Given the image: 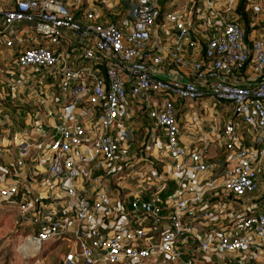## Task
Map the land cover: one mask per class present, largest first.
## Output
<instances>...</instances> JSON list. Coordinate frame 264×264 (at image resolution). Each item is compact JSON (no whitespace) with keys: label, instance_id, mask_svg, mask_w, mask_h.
I'll return each mask as SVG.
<instances>
[{"label":"built area","instance_id":"2783aa9c","mask_svg":"<svg viewBox=\"0 0 264 264\" xmlns=\"http://www.w3.org/2000/svg\"><path fill=\"white\" fill-rule=\"evenodd\" d=\"M165 2L0 0L20 259L264 264V0Z\"/></svg>","mask_w":264,"mask_h":264},{"label":"rangeland","instance_id":"374dc122","mask_svg":"<svg viewBox=\"0 0 264 264\" xmlns=\"http://www.w3.org/2000/svg\"><path fill=\"white\" fill-rule=\"evenodd\" d=\"M18 236L19 230L13 219L0 212V264H57L59 254L54 253L50 245L34 258L23 260L17 257L14 247Z\"/></svg>","mask_w":264,"mask_h":264},{"label":"water","instance_id":"95a60500","mask_svg":"<svg viewBox=\"0 0 264 264\" xmlns=\"http://www.w3.org/2000/svg\"><path fill=\"white\" fill-rule=\"evenodd\" d=\"M142 70L150 73L152 76L159 78V79H169L171 78V74H162L158 71H156L154 68L150 67V66H142L141 67Z\"/></svg>","mask_w":264,"mask_h":264},{"label":"crops","instance_id":"0c3cea01","mask_svg":"<svg viewBox=\"0 0 264 264\" xmlns=\"http://www.w3.org/2000/svg\"><path fill=\"white\" fill-rule=\"evenodd\" d=\"M166 0H158V3H159V5H160V7H161V10H164L165 9V6H166V3L167 2H165ZM165 2V3H164ZM112 19H113V17H111Z\"/></svg>","mask_w":264,"mask_h":264}]
</instances>
